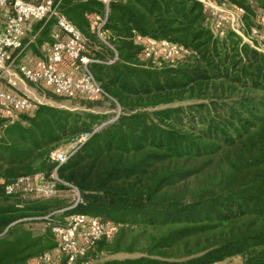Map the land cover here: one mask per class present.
I'll use <instances>...</instances> for the list:
<instances>
[{
    "label": "trees",
    "instance_id": "obj_1",
    "mask_svg": "<svg viewBox=\"0 0 264 264\" xmlns=\"http://www.w3.org/2000/svg\"><path fill=\"white\" fill-rule=\"evenodd\" d=\"M227 1L243 9L250 41L231 30L216 36L197 0H113L105 43L90 25L100 2L61 1L99 60L89 66L105 94L55 95L87 108L111 100L118 113L49 104L14 120L0 113V264H43L57 246L52 226L76 213L120 227L74 264H229L238 255L264 264V0ZM54 29L45 25L27 50L40 53ZM138 35L187 54L174 63L146 57ZM84 135L55 180L51 154ZM40 175L81 201L7 190ZM105 253L136 256L100 262Z\"/></svg>",
    "mask_w": 264,
    "mask_h": 264
},
{
    "label": "built area",
    "instance_id": "obj_2",
    "mask_svg": "<svg viewBox=\"0 0 264 264\" xmlns=\"http://www.w3.org/2000/svg\"><path fill=\"white\" fill-rule=\"evenodd\" d=\"M62 0H0V113L14 120L22 112H30L38 103L29 95L17 90L18 84L28 82L37 87L43 86L58 96L69 98L94 97L105 94L100 82L90 69L92 62H98L87 53L89 40L60 10ZM104 9L91 15V29L107 43L105 26L113 0H96ZM211 16L212 29L216 36L224 37L228 30L247 39L241 29L243 9L227 0H197ZM55 22L51 41L42 45L40 58L31 55L26 59L27 49L35 43L40 31L49 22ZM41 27L35 30V25ZM254 32H256L254 30ZM141 44L146 57L164 58L176 62L187 50L180 44L168 40L158 41L138 35L135 40ZM116 59L109 60V63ZM17 66V67H16ZM5 82L9 84L5 85ZM87 139L84 135L68 151L57 150L51 159L57 162L53 178L57 180L58 168L66 163L78 150L80 143ZM38 179L45 188L34 186ZM17 189L34 192L39 196H53L57 192L54 182H48L43 175L25 176L9 185V193ZM76 190V189H75ZM75 205L81 201L78 190ZM73 207V206H72ZM47 218V217H46ZM120 224L99 216L84 213L72 214L65 224H55L52 230L56 235L57 246L41 255L43 264H61L63 258L74 264L88 249L102 239H111Z\"/></svg>",
    "mask_w": 264,
    "mask_h": 264
},
{
    "label": "rangeland",
    "instance_id": "obj_3",
    "mask_svg": "<svg viewBox=\"0 0 264 264\" xmlns=\"http://www.w3.org/2000/svg\"><path fill=\"white\" fill-rule=\"evenodd\" d=\"M106 37V34H105ZM259 41L261 42V46L260 48L262 50H264V42H262L260 39ZM28 51V50H27ZM43 49L42 47L40 48V53L38 54H33L35 56H37V58L43 56ZM32 55L31 51H28V54L26 55V59H29L30 56ZM17 67V66H16ZM5 85L8 87L9 84L7 82H5ZM19 85V84H18ZM27 85L29 87V92L27 93V95H29L31 98H33L34 100H36L38 103L40 104H49V105H53V106H59L61 108H68V109H80V110H91L93 112L102 114V115H115L116 113H118L117 108H115L113 102L111 100H103L101 105H96L93 106L92 108H87L86 105L81 104V101L79 99H64V100H60L57 98V96L52 92V90L47 89L43 86L37 87L31 83L27 82ZM19 87V86H18ZM71 147H67L62 149V151H68L70 150ZM34 186L35 187H39L41 188H45V186L42 185V183L36 179L34 182ZM55 195H57L60 199H65L66 201L69 202H74L77 199V191L74 190H61L59 192H56ZM136 256L135 254L132 255H128V254H117V255H108V254H102L100 255V262L106 261V260H112V259H118V260H124L128 257H134ZM242 261V257L241 256H233L228 258L224 263H229V264H241ZM95 262H91L90 264H94Z\"/></svg>",
    "mask_w": 264,
    "mask_h": 264
},
{
    "label": "crops",
    "instance_id": "obj_4",
    "mask_svg": "<svg viewBox=\"0 0 264 264\" xmlns=\"http://www.w3.org/2000/svg\"><path fill=\"white\" fill-rule=\"evenodd\" d=\"M33 55V54H32ZM35 56V55H33ZM17 90L21 93L27 94L30 90L26 82H21Z\"/></svg>",
    "mask_w": 264,
    "mask_h": 264
}]
</instances>
